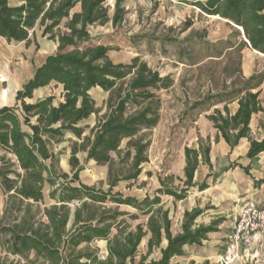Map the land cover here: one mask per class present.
<instances>
[{
    "label": "trees",
    "instance_id": "16d2710c",
    "mask_svg": "<svg viewBox=\"0 0 264 264\" xmlns=\"http://www.w3.org/2000/svg\"><path fill=\"white\" fill-rule=\"evenodd\" d=\"M107 1L0 0L1 38L29 44L31 31L39 26L43 37L58 43L57 51L17 92V105L0 107V189L7 196L0 214V264H172L174 258L185 255V246H201L224 221L220 218L198 225L197 220L209 208L196 207L184 213L181 233L174 235L170 211L162 205V196L180 202L197 187L194 177L201 161L211 167V145L202 140L198 149L185 150L181 190L161 180L154 196L143 200L113 192L121 182H135L141 175L150 143L139 135L158 125L157 92L170 89L174 80L162 77L138 57L129 64H116L109 57L110 47H83L93 40L91 27L108 23L117 27L125 20L126 0H116L112 14ZM174 1L242 28L249 42L244 40L243 46L264 55V0ZM77 6L80 11L72 14ZM64 20H68L66 31L61 32ZM263 81L264 74L253 75L241 87L204 100L215 99L212 107L223 105V111L216 108L207 118L232 149L248 138L251 160L264 153V140H254L250 129L253 115L263 111L261 92H255ZM52 83L62 86L63 102L55 105V97L47 96L29 103L37 90ZM95 89L108 95L102 116L103 108L91 96ZM235 102L239 108L231 116L228 106ZM93 115L97 123L83 137L86 129L81 124ZM67 132L82 140L80 146L75 143L72 147L71 174L59 169V158L50 147L54 141L62 142ZM125 140L129 141L124 158L117 162L112 154L122 157ZM81 150L87 153L88 162L108 166L107 191L81 182L83 167L77 157ZM119 163L127 165L128 171ZM46 185L51 187L53 204L40 213L35 204H45ZM198 188L206 190L207 182ZM108 203L117 208H107ZM120 206L131 207L137 214L121 211ZM127 217H144L147 222L133 228ZM145 240L146 252H142ZM96 241L107 243L106 257L91 247Z\"/></svg>",
    "mask_w": 264,
    "mask_h": 264
},
{
    "label": "rangeland",
    "instance_id": "374dc122",
    "mask_svg": "<svg viewBox=\"0 0 264 264\" xmlns=\"http://www.w3.org/2000/svg\"><path fill=\"white\" fill-rule=\"evenodd\" d=\"M116 0H108L106 6L114 12ZM125 20L113 27L111 23L105 26H93L90 32L93 40L83 44V47L104 45L112 50L109 57L116 64H129L133 58H140L144 63L161 74L162 77L170 76L174 85L168 90L157 92L159 97L160 120L158 125L150 130L140 133L139 137L144 142H149L147 151L148 162L142 165V173L135 182L123 181L115 189L125 197L131 196L143 200L146 195L154 196L161 187V180L170 187L183 188L184 175L179 167L185 157L186 148L194 149L199 146L203 126L200 121L213 115L216 108L212 107L215 99L204 101L207 97L215 96L224 90L230 91L233 87H241L245 74H264V55L244 47V38L239 35L238 29L219 17H208L199 9L178 3L174 0H126L124 3ZM68 20L61 24V32H65L64 26ZM241 33V32H240ZM42 36V29L37 26L31 31V42L42 43L46 40ZM47 42V41H46ZM49 47L37 50L30 44L6 43L0 39V106H16L17 90L44 63L46 57L54 48V44L48 41ZM57 44V43H56ZM57 49L54 50V53ZM54 96V104L63 101V92L60 86L51 84L44 88L38 97ZM98 108H103L108 98L107 93L101 89L91 91ZM35 101L34 100L30 102ZM106 113V108L100 112V116ZM97 123V117L93 115L84 121L83 137L89 136L91 129ZM129 140L122 143V157L112 154L117 162L125 155V148ZM209 140H203L207 144ZM82 140L72 133L67 132L62 142H52L50 147L59 158V169L71 174L72 168L69 160L72 147ZM2 155V153H0ZM83 171L80 173L81 182L88 186H96L105 191L109 189L108 166H99L93 161H87V153L79 151L77 154ZM120 168L128 171L127 165L119 163ZM217 179V178H213ZM51 187L44 188L45 204L36 205L40 213L46 206L53 204L49 199ZM164 198V199H163ZM162 196L163 207L171 209L174 222V232L181 222L183 212L192 208H209L197 222L201 224L216 215L217 209L206 201L205 196L199 193L198 188H191L186 200L172 202ZM7 196L0 189V214L3 213ZM107 208L116 209V205L106 204ZM121 211L137 214L133 209L121 206ZM181 218V219H180ZM133 228L138 224H146L147 218L138 220L126 218ZM183 221V220H182ZM147 240V239H146ZM146 240L141 251L146 252ZM229 239L227 237V245ZM91 247L99 249L100 257H106L107 245L101 241L91 244ZM189 256H187L188 258ZM185 258V259H187ZM226 253L218 264H255L257 259L250 258L233 261ZM174 264H192L187 260H180Z\"/></svg>",
    "mask_w": 264,
    "mask_h": 264
},
{
    "label": "crops",
    "instance_id": "0c3cea01",
    "mask_svg": "<svg viewBox=\"0 0 264 264\" xmlns=\"http://www.w3.org/2000/svg\"><path fill=\"white\" fill-rule=\"evenodd\" d=\"M79 11H80V6H77L72 11V14ZM0 39L8 43L4 38L0 37ZM48 41L50 40L46 39L43 41V44L42 43L40 44L39 42L37 44L34 42H30L29 44L31 46L33 45L36 50L39 45L41 49L43 48L46 51L47 48L49 47ZM50 42L54 44V48L52 49V51L48 56L54 54V50L57 49L58 47V43L56 44V42L53 41ZM18 44L28 45L27 42L18 43ZM43 64L44 63H42V65ZM35 71L27 79V81L23 83V85L33 78ZM253 75H259V74L254 72L247 73L245 74V78L249 79ZM52 84H56V83H52ZM60 88L61 91L63 92L62 86H60ZM19 90H17V92ZM43 90L44 89L37 90L34 95L35 101L30 102L33 101L34 99L30 100L29 103H35L39 99L44 98V97L36 98V94L41 93ZM256 91L261 92L259 99L261 101L263 111L253 115L250 123V129H251V137L254 140L260 142L264 140V81L262 85L255 90V92ZM4 106H10V105L4 104L1 105L0 107H4ZM228 108L230 111V115L234 116L238 111L239 105L238 103L235 102L230 104ZM217 109L223 111V106ZM199 123L200 125L203 126V130L201 131V136H200L201 140L202 141L209 140V143L211 145V151L209 155L211 167L203 163L202 161L200 162V165L194 177V183L197 187L194 188H198L199 185H201L203 182L206 181L208 184V188L204 191H200L198 188L199 193L202 196H205L206 198L205 200L208 201L211 206L217 209L216 215L214 217H212L206 222H202L201 224L208 225L212 221L220 218H223L224 221L219 226L218 231L209 234L208 240L204 241L201 246H196V245L185 246L184 248L185 255L182 257L174 258L172 260V264H174L175 260L180 261L182 259L187 260L192 264H218L220 262L221 257L227 252V237L232 232L235 216L238 210L243 205L246 204H255L258 206H264V153H261L259 156H257V158L251 160L248 158V152L250 149V141L248 138L242 139L239 145L234 149H232L221 137L218 131L214 128L213 123L208 118L205 117ZM201 140L196 138L197 142L198 141L200 142ZM198 148L199 146L198 144H196V147L194 149H198ZM179 167L181 168L184 175V169L186 167V156L181 160V164ZM213 178H217V179L215 180ZM167 197L168 200L175 202L172 197L170 196ZM163 199H162V204H164ZM163 208L165 210L170 211L173 234L177 235L181 233V225L183 219L180 218L181 222L178 221V223L180 224L176 225L177 230H175L174 232L173 229L174 222H173V217L171 216V209L167 207H163ZM194 208H196V206ZM185 212H183V215ZM101 242L107 245L105 241H101ZM165 244L166 242H164V245ZM107 254L108 253L106 252V256ZM239 255H241L240 259L243 261L244 260L248 261L250 258H252V259H257L255 264H264V252L258 250L256 245L251 241L241 246L239 250ZM187 256L189 257L187 258Z\"/></svg>",
    "mask_w": 264,
    "mask_h": 264
},
{
    "label": "built area",
    "instance_id": "2783aa9c",
    "mask_svg": "<svg viewBox=\"0 0 264 264\" xmlns=\"http://www.w3.org/2000/svg\"><path fill=\"white\" fill-rule=\"evenodd\" d=\"M226 257L233 261L240 258L239 250L245 243L253 242L264 252V206L243 205L235 216L234 226L228 236Z\"/></svg>",
    "mask_w": 264,
    "mask_h": 264
},
{
    "label": "water",
    "instance_id": "95a60500",
    "mask_svg": "<svg viewBox=\"0 0 264 264\" xmlns=\"http://www.w3.org/2000/svg\"><path fill=\"white\" fill-rule=\"evenodd\" d=\"M226 22H228V21H226ZM232 25H233V24H232ZM233 27L236 28V29H238V30L241 32L242 37H243L244 40L249 44V42L247 41V39H246V37H245V34H244L243 29H242V28H239V27H237V26H235V25H233Z\"/></svg>",
    "mask_w": 264,
    "mask_h": 264
}]
</instances>
